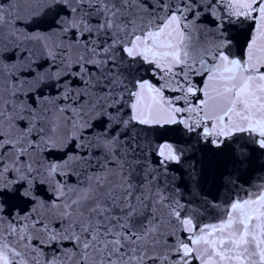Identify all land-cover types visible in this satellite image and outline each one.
<instances>
[{
	"label": "snow or ice",
	"instance_id": "obj_1",
	"mask_svg": "<svg viewBox=\"0 0 264 264\" xmlns=\"http://www.w3.org/2000/svg\"><path fill=\"white\" fill-rule=\"evenodd\" d=\"M0 264H264V0H0Z\"/></svg>",
	"mask_w": 264,
	"mask_h": 264
}]
</instances>
